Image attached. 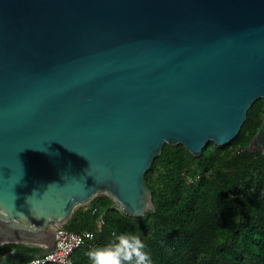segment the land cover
<instances>
[{
	"label": "water",
	"instance_id": "obj_1",
	"mask_svg": "<svg viewBox=\"0 0 264 264\" xmlns=\"http://www.w3.org/2000/svg\"><path fill=\"white\" fill-rule=\"evenodd\" d=\"M258 98L264 0H0V244L46 254L98 195L141 216L164 143L226 144Z\"/></svg>",
	"mask_w": 264,
	"mask_h": 264
},
{
	"label": "trees",
	"instance_id": "obj_2",
	"mask_svg": "<svg viewBox=\"0 0 264 264\" xmlns=\"http://www.w3.org/2000/svg\"><path fill=\"white\" fill-rule=\"evenodd\" d=\"M263 116L258 98L232 140L209 141L198 156L164 143L145 172L153 206L139 217L123 213L106 195L76 209L63 226L92 237L72 251V264H89L87 252L114 232L139 236L152 264H264V153L246 150ZM43 252L7 242L0 244V261L18 264Z\"/></svg>",
	"mask_w": 264,
	"mask_h": 264
},
{
	"label": "clouds",
	"instance_id": "obj_3",
	"mask_svg": "<svg viewBox=\"0 0 264 264\" xmlns=\"http://www.w3.org/2000/svg\"><path fill=\"white\" fill-rule=\"evenodd\" d=\"M114 238L87 252L89 264H152L145 243L135 234L114 232Z\"/></svg>",
	"mask_w": 264,
	"mask_h": 264
},
{
	"label": "built area",
	"instance_id": "obj_4",
	"mask_svg": "<svg viewBox=\"0 0 264 264\" xmlns=\"http://www.w3.org/2000/svg\"><path fill=\"white\" fill-rule=\"evenodd\" d=\"M100 221L102 215L99 216ZM92 237V232L89 230H82L81 232H74L66 229L63 225L55 232V248L46 253L35 255L29 260L18 264H72L71 253L72 251L83 244L86 239ZM0 264H6L0 261Z\"/></svg>",
	"mask_w": 264,
	"mask_h": 264
}]
</instances>
